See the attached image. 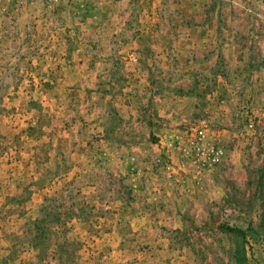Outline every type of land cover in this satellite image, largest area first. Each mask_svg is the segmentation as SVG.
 <instances>
[{
    "label": "rangeland",
    "instance_id": "374dc122",
    "mask_svg": "<svg viewBox=\"0 0 264 264\" xmlns=\"http://www.w3.org/2000/svg\"><path fill=\"white\" fill-rule=\"evenodd\" d=\"M10 3L0 0V123H68L70 112L84 116L95 104L110 113V123H90L79 133V139L93 141L86 146L91 154L84 171L73 179L64 175L71 163L86 162L66 154L62 165L31 184L37 190L41 182L55 180L63 189L41 208L44 240L37 239L31 223L26 235L12 237L15 254L1 252L0 264L36 242L40 260L53 246L57 256L50 253L49 264H79L101 233L108 234L109 254L95 258L103 264H264V0H41L19 8ZM71 22L75 26L65 28L71 33L59 31ZM108 24L116 31L111 41L103 38ZM71 37L75 45L68 44ZM107 57L113 60L104 62ZM69 69L88 73L86 90L80 79L66 89L58 82ZM108 71L118 74L112 93L125 88L124 73H147L133 88L137 119H124L115 110L116 97L104 88ZM71 88L97 96L92 102L88 93L79 102ZM204 122L226 153L212 173L198 175L193 164L180 169L171 154L167 159L162 153L155 163L133 156L169 134L188 139ZM106 139L109 145L102 150ZM6 141L0 135L2 158L10 146ZM141 160L151 168H140ZM166 160L175 165L171 177ZM178 186L185 195L176 196L175 221L158 223L161 213L169 214L160 201ZM11 210L17 217L23 213V208ZM145 214L157 216L150 239V233L137 237L133 224ZM2 224L0 233H6L8 225ZM227 226L242 230L244 240ZM112 233H123L124 239ZM238 244L245 249L243 263Z\"/></svg>",
    "mask_w": 264,
    "mask_h": 264
},
{
    "label": "crops",
    "instance_id": "0c3cea01",
    "mask_svg": "<svg viewBox=\"0 0 264 264\" xmlns=\"http://www.w3.org/2000/svg\"><path fill=\"white\" fill-rule=\"evenodd\" d=\"M88 21L90 22V19ZM72 24L73 23L71 22L67 24V26L65 25L63 29H59V31L64 32L68 30L71 33L72 32L71 29H65V28L66 27L68 28ZM74 26L75 25L73 24V27ZM104 30L105 33L103 38L106 39L107 41H111L114 37L113 34L116 31H114L113 27L109 24L106 28H104ZM114 39L116 38L114 37ZM138 39L139 38H136V40L134 41H138ZM73 41H74L73 37L68 38V44H73L74 43ZM54 42L56 41L54 40ZM84 59L86 61L85 55H84ZM112 60L113 59L111 57L103 58L104 62H111ZM106 74H107L105 75L107 76V78L105 77L106 87L104 88H106V90L108 91L110 90L109 93H112L111 87L113 85L112 83H114L112 81L116 80L118 74L116 75L115 73H111L110 71H108ZM146 75L147 73L145 72L142 73L135 72L132 74L124 73L123 76L125 77V79L128 80L124 84L125 88H123L122 91H117V92L115 91L112 93V95H115L116 97L114 104L117 107L114 108L122 118L124 119L130 118V116L133 115V119H137L138 107L135 106L133 103V101H135V99L137 98L135 97L137 90L133 88H135L134 86H139L138 83L147 79ZM59 76H58V82L64 81V85H62L64 86V88L69 86L71 80L73 79L74 80L80 79L86 82L89 77L86 71H84L83 73H79L78 75H75L74 73H72L70 69L69 71L61 72ZM94 78L95 77L92 76L91 80H93ZM138 78L140 79V81L138 80ZM127 83L128 84L131 83V85L128 86ZM80 85L83 86L84 90H86V88L89 86V83L87 84L86 82L85 84L82 83ZM73 90L74 88L69 89V91L74 92V96L76 98H79V102H81V99H87V97H89L88 93L89 95L91 93V98H89L91 101L95 99L97 96V93L95 91H91L90 89H88L87 93L84 91L80 93L77 92L75 93V91ZM57 91H58V96H62V90L57 89ZM71 94H72L71 96H73V93ZM118 95H119V99H117ZM126 96L131 99L127 100ZM89 104H91L90 101ZM94 106L96 108L94 109L89 108L90 111L89 112L86 111L84 116H77L76 113L72 115L70 112L68 115L70 116V118L66 117L68 123H64V122L63 123H27V124L0 123V135H5L7 139L6 141L7 144H10V146L7 147L8 149L5 151L4 157L5 156L6 157L5 158L0 157V224L7 223L5 225H8L7 232L5 233L6 229L4 230L2 229L0 233V243L2 242L4 248L6 249L3 250L4 248L2 249L0 246V256H1V252L3 256L6 257H9L10 254H15L14 252L16 251L17 246L13 243L12 237H16L19 234L26 235L28 227L31 223H33L34 225L36 222L42 224V221L44 219L40 216L41 208L46 206L45 204L46 198L50 194H54V195L60 194L62 192L61 189H63L61 186L55 185L56 184L55 180H53L54 185L41 182L39 185H37V190H33L31 184H35L34 183L35 180L42 179L47 174L49 169L52 168L55 169L58 166L62 165L64 155L65 156L68 155L69 159L73 161L76 160L77 158L78 160H81V162L86 161L83 166H76V163H71V165H69L68 167L67 172H65L64 175L69 174V176L72 177L73 179L75 175L78 174V171L80 170L84 171L85 166L87 167L90 161V159L88 160V158L90 157V155L88 154H91V151L90 148L89 147L87 148L86 146L89 143L92 144L93 141L92 138H88L87 140L84 139L82 140V138L80 137L79 139L78 136L80 135L79 133L82 132L84 128L85 131L88 128H91L92 125L90 123H110L109 122L110 113L106 112V109H104L105 111H103V108L102 107L99 108L97 104H95ZM87 120H89V122H86ZM222 129H223L221 130L222 134H220L219 132L218 133L224 139V137H226V129L225 128ZM35 130H36V134H33L34 132H29ZM169 138H170V134L166 135L165 137H160L157 141L149 143V146L147 147V151L144 154H142L140 150L136 154H133V156L134 157L137 156L140 158L141 155L143 159H149V162L152 163V161L156 162V159L159 160L162 153L164 154L169 153L173 158V162H175V164H177L180 169L190 167L191 165L189 164L192 163H190V161L185 157H182L180 149L176 148L170 142ZM101 142H102L101 145L103 147L102 150H105V148H107V145H109V140L106 139V140H102ZM62 146L63 149L61 148ZM106 153L109 152L107 151ZM148 164L146 160L144 162L143 160H141V163H138V166L140 168H146V167L149 168ZM58 174L59 172L53 171V175L56 176L57 178L60 177ZM200 174L201 171H198V175ZM208 182L211 181L209 180ZM86 187L90 191L92 190L89 188V186ZM184 191L185 189L183 187L180 188V186H178L175 192L174 190H170L167 192V195L164 196L163 200L160 202L162 203V207L168 208L169 214L165 215V213H161L160 214L161 218L160 220L157 221L158 223L170 224L175 221L174 220V217L176 215V211H174L175 209L174 204L176 202L175 199L177 198L176 197L177 195L178 196L183 195ZM17 207L20 208V211L23 208L22 211L23 213L20 214L21 216L19 217H17L16 214H11L12 213L11 209H16ZM34 207L37 209L36 211L37 215H31L34 211ZM7 214H8V218L10 219H5V217H3V215H7ZM156 217H150L148 214H145L133 218V224L138 225L137 229L139 232L137 233V237L140 236V234L153 232L152 225L156 222L155 221ZM74 222L77 221L72 220V223ZM102 222H104L103 219ZM152 234L154 233H150V235H148L146 239L153 238ZM107 236L108 234L106 235V237H103L102 233L98 237L93 236V238L95 239L94 248L96 249L94 250L93 248L92 250H89L87 256H82L80 260L81 262L79 264H103L101 262L103 260L100 259L101 257L95 258V255L102 254V256H104L109 254V247H107V245L105 244ZM111 237L122 240L124 235L123 233H112ZM122 249L123 247L120 250ZM40 252H41V247L39 246V242H36V244H33L32 247H28L23 252L18 251L16 256L11 258L12 260H10L9 264H30V262H33L35 264L36 261L41 262V264H45V262L46 264H49L47 261L49 254L52 253L53 256L54 255L57 256L56 255L57 251L56 249H54L53 246L49 247V249L46 252V255L43 256L42 260H40V255L42 254ZM91 252L93 255H90ZM114 252H116V250H114ZM18 253L22 255L20 258L18 257L19 256ZM57 262L55 260L54 261L52 260L50 264H57ZM58 264H63V262L61 263L58 262Z\"/></svg>",
    "mask_w": 264,
    "mask_h": 264
},
{
    "label": "built area",
    "instance_id": "2783aa9c",
    "mask_svg": "<svg viewBox=\"0 0 264 264\" xmlns=\"http://www.w3.org/2000/svg\"><path fill=\"white\" fill-rule=\"evenodd\" d=\"M11 6L19 8L20 6L28 7L34 6L38 1L41 0H8ZM13 4V5H12ZM6 7L2 9V12L6 11ZM9 11H6L8 13ZM133 59L136 61L135 56ZM204 125L199 126L195 132L190 133L189 138H185L182 135L170 134V142L180 149L182 157H185L195 165L198 171H209L210 173L216 171L223 163L226 153L224 148L213 138L209 133V125L204 122ZM166 158L169 159L170 154H165ZM168 176H173L174 164L172 161L166 160L165 162Z\"/></svg>",
    "mask_w": 264,
    "mask_h": 264
},
{
    "label": "trees",
    "instance_id": "16d2710c",
    "mask_svg": "<svg viewBox=\"0 0 264 264\" xmlns=\"http://www.w3.org/2000/svg\"><path fill=\"white\" fill-rule=\"evenodd\" d=\"M34 228H35V231H36V235L35 236H38V238L42 237L43 236V240H44V235H45V227L42 225V224H39V223H35L34 225ZM228 232H231V233H234L235 236L239 237L240 240H244V232L236 227H224ZM40 234V236H39ZM42 241V240H41ZM242 245L241 244H238V250H237V253L238 254H241V258H240V262L243 263V261H245L247 258H246V254H245V249L243 247H241Z\"/></svg>",
    "mask_w": 264,
    "mask_h": 264
}]
</instances>
